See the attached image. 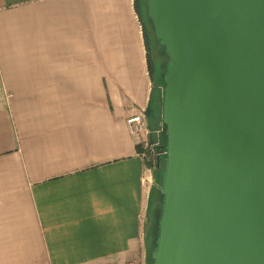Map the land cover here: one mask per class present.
I'll list each match as a JSON object with an SVG mask.
<instances>
[{
  "label": "crops",
  "instance_id": "obj_1",
  "mask_svg": "<svg viewBox=\"0 0 264 264\" xmlns=\"http://www.w3.org/2000/svg\"><path fill=\"white\" fill-rule=\"evenodd\" d=\"M129 0H0V264H143L153 87Z\"/></svg>",
  "mask_w": 264,
  "mask_h": 264
},
{
  "label": "water",
  "instance_id": "obj_2",
  "mask_svg": "<svg viewBox=\"0 0 264 264\" xmlns=\"http://www.w3.org/2000/svg\"><path fill=\"white\" fill-rule=\"evenodd\" d=\"M168 63L153 264H264V0H145Z\"/></svg>",
  "mask_w": 264,
  "mask_h": 264
},
{
  "label": "rangeland",
  "instance_id": "obj_3",
  "mask_svg": "<svg viewBox=\"0 0 264 264\" xmlns=\"http://www.w3.org/2000/svg\"><path fill=\"white\" fill-rule=\"evenodd\" d=\"M136 16L139 22L140 29L143 32L145 41L147 61L150 71L151 85L153 87L154 99L151 101V106L147 112L150 121V137L147 141L146 150L144 153L145 165L148 170V180L150 188V200L148 210L149 226L146 233L145 244V260L143 264H152L151 254L154 251V240L157 233L158 221L160 217L162 196L160 194L161 176L164 169L165 161V127L162 128V116L159 113L158 101L155 96L163 93L164 89V75L168 63V58L164 50L156 41L154 31L147 15V7L145 0H136L134 3ZM148 242V243H147ZM147 249V250H146Z\"/></svg>",
  "mask_w": 264,
  "mask_h": 264
},
{
  "label": "built area",
  "instance_id": "obj_4",
  "mask_svg": "<svg viewBox=\"0 0 264 264\" xmlns=\"http://www.w3.org/2000/svg\"><path fill=\"white\" fill-rule=\"evenodd\" d=\"M133 5L136 0H129ZM128 126L129 129L132 133L135 135L141 136V137H146L149 134V128L146 124V116L145 115H136L132 117L131 119L128 120ZM163 123H162V128H163ZM148 143H145L144 150H146ZM144 157V153H143Z\"/></svg>",
  "mask_w": 264,
  "mask_h": 264
},
{
  "label": "trees",
  "instance_id": "obj_5",
  "mask_svg": "<svg viewBox=\"0 0 264 264\" xmlns=\"http://www.w3.org/2000/svg\"><path fill=\"white\" fill-rule=\"evenodd\" d=\"M160 46V45H159ZM162 48V47H161ZM163 49V48H162ZM164 50V49H163ZM148 62V61H147ZM149 67V66H148ZM150 70V69H149ZM150 74V73H149ZM162 96H163V93H160L158 95L155 96L156 100L158 101V109H159V113H161V116H162ZM154 99V96H153V93H152V98H151V101H153ZM162 118V117H161ZM164 141H165V146H166V137H165V134H164ZM164 150H165V147H164ZM150 200V199H149ZM157 234H158V228H157V233H156V237H155V240H154V248H155V241H156V238H157ZM148 243V242H147ZM147 250V249H146ZM152 256V254H151ZM150 256L151 258V262H152V257ZM153 264V262H152Z\"/></svg>",
  "mask_w": 264,
  "mask_h": 264
}]
</instances>
